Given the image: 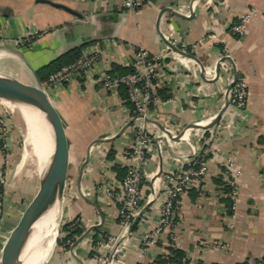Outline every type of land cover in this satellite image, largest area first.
<instances>
[{
    "label": "crops",
    "instance_id": "1",
    "mask_svg": "<svg viewBox=\"0 0 264 264\" xmlns=\"http://www.w3.org/2000/svg\"><path fill=\"white\" fill-rule=\"evenodd\" d=\"M246 12L251 14L240 36L231 26ZM165 39L194 57L174 51ZM82 45L83 51H99L94 71L62 84L40 81L39 68ZM136 48L153 53L169 48L160 86L168 96L157 91L163 102L151 105L147 118L136 112L127 92L124 97L122 86L106 87L102 80L114 64L133 68ZM0 75L40 85L61 115L70 162L60 200L72 167L76 170V194L67 202L64 224L78 220L81 233L60 241L50 254L41 250L37 264L48 254L47 264H96L95 248L104 235L118 237L110 264L149 262L163 248L181 251L177 260L186 264L264 259V0H146L134 11L125 9L124 0H0ZM236 75L248 90L245 107L236 110L228 103L218 122L206 127L224 106ZM7 111L0 102V167L8 177L0 196V254L25 208L24 196H33L41 180L39 172H20L17 135L5 127ZM141 128L151 137L147 160L139 164L141 212L124 227L119 202L104 185L120 193L124 176L118 177L115 166L126 168L122 149ZM202 149H208L207 173L180 196L176 224L156 243L145 244L167 195V175ZM229 160L239 170L234 213L226 185Z\"/></svg>",
    "mask_w": 264,
    "mask_h": 264
},
{
    "label": "built area",
    "instance_id": "2",
    "mask_svg": "<svg viewBox=\"0 0 264 264\" xmlns=\"http://www.w3.org/2000/svg\"><path fill=\"white\" fill-rule=\"evenodd\" d=\"M146 0H124V7L127 11H134ZM251 12H246L240 16V20L231 26V30L240 36L246 33V23ZM28 36L25 40H29ZM166 50L160 52H150L144 48H136L130 61L133 71L126 73L111 74L106 72L102 80L106 87L124 86L129 101L134 105L138 114L145 118L149 115L151 105L161 104L163 101L157 95V89L161 86L164 62L167 57ZM99 59L97 49H85L83 53L73 62L62 66L60 69L51 73L46 79V83H65L74 78L88 75L96 69ZM233 85L229 92V105L236 110H242L247 102L248 90L241 77L236 75ZM3 98L0 97V102ZM6 127V126H5ZM4 126H2V129ZM7 130V127H6ZM151 146V137L143 128L139 129L133 139L122 149L125 158L126 173L120 184V193L115 191L113 185L105 182L104 190L109 196L114 197L119 202L118 218L124 227H128L132 219L138 217L141 209L142 200L140 185L141 171L139 164L147 160V155ZM208 149L196 151L190 156L186 163L177 170L171 171L167 175V195L160 210L159 220L152 231L144 235L145 244H154L161 238L162 232L166 228L173 227L175 223V212L180 201V196L192 186L195 181H200L202 176L207 173L206 156ZM226 185L229 188V198L231 200L230 209L236 210L240 200V181L239 170L233 160L227 162ZM7 176L0 167V196L3 188L7 185ZM78 220H71L70 227L74 228ZM118 237L101 236L95 249L99 251L96 264H110L112 255L118 251ZM172 251L163 248L161 254L149 262L141 264H186L177 259L171 258ZM241 264H264V259H248Z\"/></svg>",
    "mask_w": 264,
    "mask_h": 264
},
{
    "label": "water",
    "instance_id": "3",
    "mask_svg": "<svg viewBox=\"0 0 264 264\" xmlns=\"http://www.w3.org/2000/svg\"><path fill=\"white\" fill-rule=\"evenodd\" d=\"M53 4L81 16L80 13L65 4L58 2H53ZM165 41L174 51L194 57V55L182 50L170 40L165 39ZM219 70L220 64L218 63L216 67V76L219 75ZM232 85L233 82H231L227 88L224 106L206 127L212 126L221 118L229 103V92ZM0 97L34 105L43 110L51 126L52 138L54 141L53 158L40 180V186L25 206L2 246L0 264H23L21 261V254L33 224L50 205L62 198L70 162V147L61 115L52 103L47 92L40 85L26 83L11 76L0 75ZM140 115L144 117L142 114ZM194 125L198 126L197 124ZM83 167L84 165L81 169H83ZM137 220L136 218L133 224L136 223ZM84 235H86V233Z\"/></svg>",
    "mask_w": 264,
    "mask_h": 264
},
{
    "label": "rangeland",
    "instance_id": "4",
    "mask_svg": "<svg viewBox=\"0 0 264 264\" xmlns=\"http://www.w3.org/2000/svg\"><path fill=\"white\" fill-rule=\"evenodd\" d=\"M3 101L6 102L8 111L6 112L8 114V120L6 121V127L7 133L15 132L16 133V146L15 149L18 152L17 155V163L23 164V167L21 168V174L22 175H28L29 172L35 171L41 173V178L47 169L46 165L47 163L42 161V159L37 154L34 147H32L29 137V131H28V124L22 114L21 111V102L12 101L9 99L3 98ZM38 173V174H39ZM7 176V175H6ZM27 178L23 177L24 183L27 184ZM8 181V177H7ZM76 183V170H74V167L71 169L70 177L68 180V190L66 198L63 200H59V207H57V215L55 218V222L52 225V229L50 232V235L46 237L42 243V250L46 253H51L60 242L59 240L63 238L65 235V232L63 231V224L65 222V212L67 210V202L73 194H76L74 188ZM8 184V182H7ZM33 196H24V204L25 206L27 203L31 200ZM54 227V228H53ZM53 241L52 247L47 251L49 242ZM49 254L46 256L48 258ZM39 256V255H38ZM46 258V259H47ZM46 259L42 262V264H47L48 260ZM46 261V262H45Z\"/></svg>",
    "mask_w": 264,
    "mask_h": 264
},
{
    "label": "bare ground",
    "instance_id": "5",
    "mask_svg": "<svg viewBox=\"0 0 264 264\" xmlns=\"http://www.w3.org/2000/svg\"><path fill=\"white\" fill-rule=\"evenodd\" d=\"M21 111L28 124L32 147L42 161L49 165L54 154V141L46 113L40 108L26 103L21 104ZM57 207L58 200L50 205L33 224L21 254L23 264H37L43 240L50 235L52 225L55 222Z\"/></svg>",
    "mask_w": 264,
    "mask_h": 264
},
{
    "label": "trees",
    "instance_id": "6",
    "mask_svg": "<svg viewBox=\"0 0 264 264\" xmlns=\"http://www.w3.org/2000/svg\"><path fill=\"white\" fill-rule=\"evenodd\" d=\"M83 47L82 46H77L74 48L69 49L68 51L64 52L61 56H59L58 58H56L55 60L51 61L50 63L42 66L41 68L38 69L37 74H38V78L40 79V81H44L46 80L49 75L53 72H55L56 70L60 69L62 66L73 62L74 60H76L82 53H83ZM133 71V68L131 67H121L120 65L114 64L112 69L109 71L111 74H116V73H126V72H130ZM122 94L124 95L125 98H127L126 96V91H125V87L122 86ZM158 93L160 94V96L162 98H167L168 94L165 93L166 89H163L162 87H159L157 89ZM129 101V100H128ZM115 154V151L113 149L110 150L108 156L110 158H113ZM118 170V177L122 178L125 173H126V168H122L118 165L115 166ZM63 231L65 232V236H63L62 239H60L59 241L61 242H66L69 238H72L74 235L81 233V229L79 228H71L70 227V223H65L63 224ZM172 257L173 259H178V257L182 256L183 254L181 253V251H179L178 249L173 248L172 249Z\"/></svg>",
    "mask_w": 264,
    "mask_h": 264
}]
</instances>
